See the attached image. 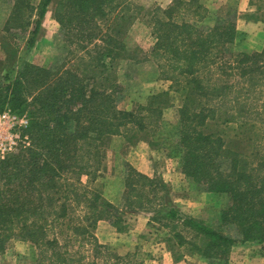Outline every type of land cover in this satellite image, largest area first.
Masks as SVG:
<instances>
[{
	"label": "trees",
	"instance_id": "obj_1",
	"mask_svg": "<svg viewBox=\"0 0 264 264\" xmlns=\"http://www.w3.org/2000/svg\"><path fill=\"white\" fill-rule=\"evenodd\" d=\"M4 1L12 2V10L3 30L30 34L28 50L53 5L75 61L53 70L20 58L0 77V113L10 107L27 115L24 134L30 141L0 161V253L17 239L39 249L40 264H85L86 256L68 250L69 242H80V247L92 245L96 257L121 260L107 254L109 248L93 234L99 221H121L112 219V211L150 213L151 225L170 231L171 249L191 245L209 262L228 264L233 248L264 243V144L259 142L264 139V47L233 54L235 20L200 26L208 12L201 0H175L156 9V42L142 58L160 62L170 91L183 96L175 143L182 173L205 191L228 197L218 227H210L168 206L164 182L129 164L122 210L82 181H96L112 137L132 132L134 141L136 134L162 126L161 106L124 111L117 105L123 86L114 63L129 55L122 39L135 20L132 0ZM211 122L237 124L238 134L226 140L207 129ZM225 226L236 229V236L225 234ZM180 229H188L193 240ZM63 236L70 238L62 244Z\"/></svg>",
	"mask_w": 264,
	"mask_h": 264
},
{
	"label": "rangeland",
	"instance_id": "obj_2",
	"mask_svg": "<svg viewBox=\"0 0 264 264\" xmlns=\"http://www.w3.org/2000/svg\"><path fill=\"white\" fill-rule=\"evenodd\" d=\"M174 1L132 0L135 5V20L122 39L129 55L127 58L114 63L117 80L123 86V92L119 94L118 108L124 111H132L142 106H161L164 108L161 129L156 132L152 131L154 133L136 134L134 141L129 140L132 137V132L112 137L104 149V160L96 181L90 183L87 177H84L82 181L90 190L101 194L105 201L116 203V197L125 190L127 158L130 155L138 157L149 155L151 156L149 166L155 167L160 173L154 174L151 178L161 179L166 185L167 205L178 209L180 213L189 218L210 227H218L220 214L229 203L227 195L205 191L181 171L180 157L175 148V143L179 128L178 108L182 105L183 96L179 92L170 91L171 82L161 77L160 62L153 57L147 61H142L144 55L152 50L156 42L153 34L156 9L165 10L172 6ZM183 1L189 2L190 0ZM33 2L37 4L38 0H33ZM201 2L208 12L205 20L198 23L200 26H212L220 18H232L236 22L238 8L233 4L224 5L222 9H218L217 0H201ZM250 6L256 8L254 9L256 11L247 15L264 25V0H252ZM53 7V5L50 7L49 12L41 22V32L34 47L28 50L27 42L30 34L28 36V34H22L20 30L14 29L10 32L3 30L12 10V2L0 0V77L4 75L8 66L15 65L20 58L30 64L53 70L64 63H74L75 58L68 53L71 52V49L64 42L61 28L53 17ZM184 13L186 12L184 11ZM36 15L35 13L33 20L37 18ZM2 30L3 32H1ZM32 30H34L33 24L29 28V31ZM246 41L245 37L240 38L231 47V52L238 54L249 51L245 49ZM3 42L11 44V47L2 48ZM6 110L18 117L25 115L13 112L10 107H7ZM207 129L219 133L226 140L235 138L239 131L237 124L223 125L219 122L209 123ZM259 142L264 144V139H260ZM21 149L22 147H18L12 154L18 153ZM116 204L114 206L122 210L123 198L121 201L119 199ZM145 213L112 211V216H115L112 219H121V221L117 224L106 222V225V223H101V226L99 221L96 228H93L94 236H98V238L96 237L98 243L109 248L107 254L112 257L119 256L122 258L121 260L109 259V256L105 254L96 257L92 245L83 243L84 245L80 247V242L76 244L69 242L68 250L77 256H86L85 264H91L93 261L97 264H105L107 259L109 264H224L223 262H209L191 245H187V247L177 245L171 249L172 243L167 241L168 237L171 236L170 231L162 229L158 224L151 225L148 221L151 214ZM78 215L80 214L76 211L75 216ZM118 227L122 230L119 231ZM235 230L231 226L222 228L225 234L233 236H236ZM180 233L190 240L192 239L188 229H180ZM69 238L63 236L60 240L63 244ZM108 240L113 242V245H109ZM16 241L20 240H11L6 249H11L10 246ZM25 244L22 246L23 248L13 251L8 258L9 261L5 264H40L39 249L27 242ZM198 246L203 248L201 247L202 242L198 241ZM3 253L5 251L1 252L0 255ZM231 253L228 264H231ZM46 264L53 263L46 260Z\"/></svg>",
	"mask_w": 264,
	"mask_h": 264
},
{
	"label": "crops",
	"instance_id": "obj_3",
	"mask_svg": "<svg viewBox=\"0 0 264 264\" xmlns=\"http://www.w3.org/2000/svg\"><path fill=\"white\" fill-rule=\"evenodd\" d=\"M218 1V9H222V6L227 4H233L238 8L237 19H236V30L238 36L236 38V42L240 40V38L245 37L247 39L245 43V49L249 51H260L264 47V25L258 20L248 16L247 14L254 13V8L251 5L252 0H217ZM235 42V43H236ZM149 148V147H148ZM151 156H132L130 155L127 158V163L132 166L136 171L141 174L148 175V177H152L154 174H160L155 167L149 166V160ZM124 197L123 193L116 197V201ZM111 204L117 205L114 201H110ZM143 215L144 213H139ZM146 214V213H145ZM148 214V213H147ZM150 221V220H148ZM108 221H100L101 223H106ZM110 223V222H109ZM108 223V224H109ZM111 224V223H110ZM103 225V224H102ZM107 225V223H106ZM98 238V236L96 235ZM25 241H16L10 246L11 249H6L5 253L0 255V264H5L9 261L11 253L13 251H17L18 248H23L22 246L26 245ZM28 243V242H27ZM107 243V242H105ZM113 242L108 240L109 245H113ZM107 244V245H108ZM29 245H31L29 243ZM9 250V251H7ZM20 250V249H19ZM160 257V256H158ZM231 264H264V243L263 244H248L239 247H235L232 249ZM2 261V262H1Z\"/></svg>",
	"mask_w": 264,
	"mask_h": 264
},
{
	"label": "built area",
	"instance_id": "obj_4",
	"mask_svg": "<svg viewBox=\"0 0 264 264\" xmlns=\"http://www.w3.org/2000/svg\"><path fill=\"white\" fill-rule=\"evenodd\" d=\"M28 125L29 120L26 115L18 117L7 110L0 113V161L16 151L18 147L29 146L28 136L24 134Z\"/></svg>",
	"mask_w": 264,
	"mask_h": 264
}]
</instances>
